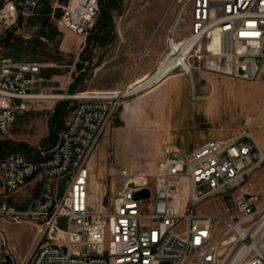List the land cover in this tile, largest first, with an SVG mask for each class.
<instances>
[{
    "label": "built area",
    "instance_id": "2783aa9c",
    "mask_svg": "<svg viewBox=\"0 0 264 264\" xmlns=\"http://www.w3.org/2000/svg\"><path fill=\"white\" fill-rule=\"evenodd\" d=\"M41 1L0 0L3 136L32 101L48 95L35 90L43 63L3 54L12 35L33 38L37 26L25 27L38 14ZM176 3L179 13L168 42L190 43L185 74L194 90L197 72L205 80L204 73L210 72L264 83V0ZM100 10V0H69L58 25L86 42ZM185 17L189 31L179 38ZM168 56L170 52L165 59ZM121 99L107 93L79 96L58 139L40 158L12 154L0 160L5 196L0 199V220L32 224L38 231L32 253L21 263L2 240L10 263L264 264L263 193L249 186L251 176L264 165V152L248 129L255 117L246 118L241 133L208 140L188 155L166 146L155 176L123 168L122 180L113 189L96 177L89 161ZM30 179L41 182L37 195L24 208L8 203ZM200 185L206 189L198 190ZM185 187H190L189 197ZM143 190L149 197L136 198ZM211 198L224 200V209L209 214L185 211L186 202L192 209ZM63 220L66 228L61 227Z\"/></svg>",
    "mask_w": 264,
    "mask_h": 264
},
{
    "label": "rangeland",
    "instance_id": "374dc122",
    "mask_svg": "<svg viewBox=\"0 0 264 264\" xmlns=\"http://www.w3.org/2000/svg\"><path fill=\"white\" fill-rule=\"evenodd\" d=\"M68 2L44 0V8L29 19L25 27L37 26L33 38L11 36L12 40L3 49L4 56L14 60L43 63L38 81L42 86L37 91L43 90L48 94L46 96L62 97L44 96L32 101L26 111L16 116L9 135L0 134V160L12 154H24L32 160L40 158L41 152L50 149L58 139L79 96L121 94L129 86L143 82L137 81L152 74L169 52L168 38L179 13L176 0H100L96 27L86 42L58 25ZM188 31L189 18L185 17L178 27L179 38ZM176 73H183V76L178 74L170 81L173 86L176 82L179 86L171 104L167 84L149 95H130L120 100L107 130H111L121 117L140 121L138 126L141 129L131 131L128 146L124 142L125 138L128 139L126 133L121 139L114 138L109 148L113 154L129 158L134 163L133 170L139 169L136 166L140 160L145 164L143 169L155 176L161 149L156 133L159 126L152 122L158 119L161 123L168 120L172 131L170 145L183 155L190 154L206 140L241 133L247 128L248 116L256 119L248 129L261 147L264 143V83L254 84L210 72L204 73L205 80L197 72L194 90L187 74L181 69ZM149 127L156 130H148ZM98 179H106L104 168L99 171ZM185 184L183 182L182 186ZM249 186L263 193L264 202V165L251 176ZM112 188L115 189L116 184ZM205 189L203 185L198 186V190ZM184 195L190 196V187H185ZM225 206L224 200L211 198L192 209L186 202L185 211L209 214L219 212ZM14 225L0 220V232L1 226L6 229ZM61 227L66 228L65 220ZM4 234L16 259L31 252L38 237L37 229L26 224L17 225L10 233L5 231ZM0 264H11L1 239Z\"/></svg>",
    "mask_w": 264,
    "mask_h": 264
},
{
    "label": "crops",
    "instance_id": "0c3cea01",
    "mask_svg": "<svg viewBox=\"0 0 264 264\" xmlns=\"http://www.w3.org/2000/svg\"><path fill=\"white\" fill-rule=\"evenodd\" d=\"M12 37H14V35H12ZM11 40H12V38H11ZM149 75H151V74L143 76L137 82L143 81L144 79L149 77ZM176 76H178V75L171 76V77L167 78L165 81L160 83L157 87L152 89L149 93H143L141 95V97H143L145 95H149V94L155 92L156 90H158L159 88H161L164 84H167V85H169V94H168L169 95V104H171L172 96H174V91L179 86H178L177 82L173 86L170 83V81ZM181 76H183V75H181ZM47 85H48V83H47ZM41 86L42 85H39V83H38L35 87V90L37 91V89ZM200 97H202V96H200ZM209 109H211V105H209ZM150 119L152 121L153 117L151 116ZM165 121L166 122L161 123L160 120L158 119L157 121L152 122L154 126L155 125L159 126L158 131L155 128H150V127L147 128L148 130H150V129L156 130V133L159 136L158 144H159V147L161 149V154L159 157L160 159L158 161H160L164 158L165 147L166 146L171 147V145H170V143L172 141L171 126H170L168 120H165ZM139 123H140V121H138V120L126 119L125 117H123V118L121 117L117 121V124L111 130H106L99 140L98 146H97L96 150L94 151V153H93V155L89 161V167L95 173L97 178L99 176V171L104 168L105 172H106V179H104V181L107 183L108 186L109 185L113 186L114 184H116V187H118V185L120 184V181L122 180L121 169H123V168L129 169V171L132 173H136L138 171H146L145 169H143V166L145 164L142 163L140 160H138V164L136 166V168H139V169L133 170L134 163L129 158L123 157V156L118 157L115 154H113L112 151L109 150L110 146L114 142V138L115 139H121L125 133L128 136L133 129H135V128L141 129V127L138 126ZM129 137L130 136H128V139H126V138L124 139L126 146H128L130 144L131 140ZM206 141H208V140H206ZM205 142H203V143H205ZM201 145H199L198 147H200ZM198 147H195L194 149H196ZM260 148L262 150H264V143L263 142H262ZM40 187H41V182L39 180L30 179L28 181L27 185L25 187H23L16 194L9 197L7 199V202L12 204V205H15L17 207L24 208L37 195V193L40 190ZM4 198H5V196H4V187H3V175H2V172L0 171V199H4ZM26 225L29 226L30 228L34 227V225H32V224H26ZM16 226L17 225L8 226L4 231L0 232L1 241L3 239L6 240V236L4 234L5 231H7V233H10V231L13 230ZM35 244H36V240H35L33 246L31 247V252L28 251L27 253L19 256V259H17V261L19 263H21L22 261H24L26 258L29 257V255L32 253V251L35 247Z\"/></svg>",
    "mask_w": 264,
    "mask_h": 264
},
{
    "label": "bare ground",
    "instance_id": "6f19581e",
    "mask_svg": "<svg viewBox=\"0 0 264 264\" xmlns=\"http://www.w3.org/2000/svg\"><path fill=\"white\" fill-rule=\"evenodd\" d=\"M177 20V19H176ZM176 22V21H175ZM190 43L176 41L172 45H169L170 56L164 59L157 67V69L149 75L143 82L129 86L126 90H123L121 94H112L115 97L123 98L130 95H139L143 93H149L152 89L157 87L160 83L165 81L167 78L175 75H181L183 73H176L177 69H181V72L186 73L190 67V63L187 60V54L189 51ZM213 51V45L211 47ZM51 98H60L59 96H45ZM44 98V97H43ZM257 141V140H256ZM258 143V142H257ZM259 145V144H258Z\"/></svg>",
    "mask_w": 264,
    "mask_h": 264
},
{
    "label": "water",
    "instance_id": "95a60500",
    "mask_svg": "<svg viewBox=\"0 0 264 264\" xmlns=\"http://www.w3.org/2000/svg\"><path fill=\"white\" fill-rule=\"evenodd\" d=\"M47 156L49 157L50 153H48ZM149 195H150V192L148 190H143V191L136 194V198H138V199L139 198H146V197H149Z\"/></svg>",
    "mask_w": 264,
    "mask_h": 264
},
{
    "label": "trees",
    "instance_id": "16d2710c",
    "mask_svg": "<svg viewBox=\"0 0 264 264\" xmlns=\"http://www.w3.org/2000/svg\"><path fill=\"white\" fill-rule=\"evenodd\" d=\"M44 0L41 1L38 12L42 10V8H44ZM104 10V9H103Z\"/></svg>",
    "mask_w": 264,
    "mask_h": 264
}]
</instances>
